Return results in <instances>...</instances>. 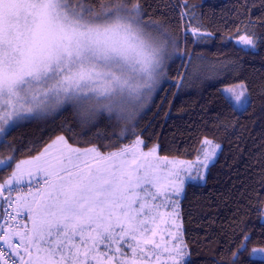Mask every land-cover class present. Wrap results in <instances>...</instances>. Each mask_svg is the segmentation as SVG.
Here are the masks:
<instances>
[{"label": "snow or ice", "instance_id": "obj_1", "mask_svg": "<svg viewBox=\"0 0 264 264\" xmlns=\"http://www.w3.org/2000/svg\"><path fill=\"white\" fill-rule=\"evenodd\" d=\"M103 9L84 0H0V145L21 120L70 105L77 119L65 132L75 134V127H95L98 113L123 110L129 99L151 94L168 43L152 35L160 26L144 22L140 0L130 6L109 0ZM238 43L255 48L257 38L246 33ZM241 89L237 101L246 95ZM113 136L115 150L105 153L95 145L73 147L67 135H58L15 163L0 181V264H160L164 254L185 264L179 213L175 231L165 233L159 209L171 205L158 201L170 198L168 186L179 197L186 180H203L219 145L203 139L194 165L173 159L162 175L149 159L156 149L143 152L140 136L123 147L127 130ZM8 147L0 171L15 160L17 149Z\"/></svg>", "mask_w": 264, "mask_h": 264}, {"label": "trees", "instance_id": "obj_2", "mask_svg": "<svg viewBox=\"0 0 264 264\" xmlns=\"http://www.w3.org/2000/svg\"><path fill=\"white\" fill-rule=\"evenodd\" d=\"M84 2L103 11L109 0ZM140 4L144 22L159 25L154 34L168 41L163 84L154 87L152 102L129 120L104 115L96 118L95 127H75V134L65 132L77 119L68 106L19 121L0 145V159L11 155L8 146L17 149L11 167L0 171V181L16 162L39 154L62 134L73 147L95 145L107 153L118 143L113 133L127 130L129 138L120 142L121 147L140 136L144 150L156 147L159 156L185 161L196 159L207 138L220 146L219 153L204 180L186 182L179 199L188 253L185 264H264L248 255L251 247L264 248V0H140ZM196 28L200 32L193 35ZM246 33L257 38L255 48L238 43ZM237 83L244 84L248 95L241 111L221 91ZM97 132L102 134L99 139ZM245 235L249 238L241 250Z\"/></svg>", "mask_w": 264, "mask_h": 264}, {"label": "rangeland", "instance_id": "obj_3", "mask_svg": "<svg viewBox=\"0 0 264 264\" xmlns=\"http://www.w3.org/2000/svg\"><path fill=\"white\" fill-rule=\"evenodd\" d=\"M149 25H153V24L149 23ZM152 35L154 37L157 36V35L154 34V31L152 32ZM160 79H161V77H160ZM161 84H163V82L161 80H159V82L157 83V85L155 87L157 88V86L161 85ZM241 86H243V89L246 90V88H245L243 83H237V84H234V85L221 87V91L224 94V96L231 102L233 107L236 110H238V111L243 110L245 108V106H247V104H248V102L247 103H241V101H244L245 99L248 101L247 91H246V95L241 97V101H237L236 98H235L237 95H240L241 90H242ZM229 90H231V91H229ZM146 91L147 90H142V93H146ZM152 91H154V90H152ZM151 95H152V92L147 97H145V95L142 94V95H140L139 98L129 99V102L123 107V110L115 109L112 112L103 111L101 113H98L96 118L103 117L104 115H107V116H115L116 118L119 117V118H122L124 120H129L135 114H137L140 111H142L143 108L148 107L149 100L151 99L150 98ZM150 102H152V101L150 100ZM67 106L71 107L70 105H66V106L61 107L60 109L50 113V115L57 113L58 111H60L61 109L65 108ZM86 148H88V147H86ZM154 148L156 149V147H154ZM152 149L153 148L148 149V150L147 149L144 150L143 147H142V151L145 152V153L149 152ZM219 150H220V146L217 149L216 156H215V158L213 159V161L211 163H213L214 160L216 159V157H217V155L219 153ZM149 159L153 163L159 165V169L161 170V174L162 175H167V170H168V168H171V165L168 164L167 168H165V165H166L167 161H171V160H173L175 158H168V157L159 156L158 153H157V150H156L155 157H150ZM175 160H181V159H175ZM182 161H185V160H182ZM187 162H189V163L194 165L196 163V159L191 160V161H187ZM206 170L207 169H202L204 178H205ZM183 174L187 175V172H184ZM203 180H186L185 183L189 182V181L202 182ZM33 184L35 185L36 182L33 181ZM23 188H24L25 192L28 191V180H27V177H25ZM167 191L170 194V198H162V201H158V203H162L163 205H171V206H168L167 208L162 206L159 209L160 213H162L163 215L160 217L158 222L160 224L161 229L165 233H167L168 231H173V232L175 231V228L172 225V220L175 218V212L179 213V204H178V206H176L174 201L177 200V199L179 201V199H180V197L182 195V193L180 194L179 197H174L173 195H171L172 194V187L171 186H168ZM13 196H15V193L13 194ZM0 203H2V201H0ZM3 208L7 209V204H3ZM0 211H2V209H0ZM9 211L11 212V211H13V209H9ZM261 220H262V222H264V209H263L262 214H261ZM176 224L180 225L181 229H182L180 213H179V218L176 219ZM181 240H182V235H181ZM161 243H163V241H161ZM254 249H255V251H254ZM184 251L186 252L185 249H184ZM248 255L251 256L252 258H255V259L264 260V248L251 247L248 250ZM159 259H160V264H172V260H171V257H170L169 254L161 255ZM185 259H186V257H185ZM154 264H155V262H154Z\"/></svg>", "mask_w": 264, "mask_h": 264}, {"label": "water", "instance_id": "obj_4", "mask_svg": "<svg viewBox=\"0 0 264 264\" xmlns=\"http://www.w3.org/2000/svg\"><path fill=\"white\" fill-rule=\"evenodd\" d=\"M244 249H245V247H244ZM244 249H242V250H244Z\"/></svg>", "mask_w": 264, "mask_h": 264}, {"label": "built area", "instance_id": "obj_5", "mask_svg": "<svg viewBox=\"0 0 264 264\" xmlns=\"http://www.w3.org/2000/svg\"><path fill=\"white\" fill-rule=\"evenodd\" d=\"M8 211H9V209H8Z\"/></svg>", "mask_w": 264, "mask_h": 264}]
</instances>
